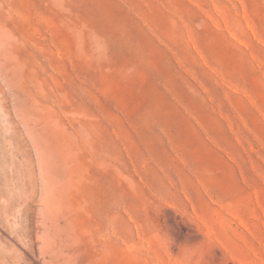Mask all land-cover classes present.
Segmentation results:
<instances>
[{
  "label": "rangeland",
  "instance_id": "obj_1",
  "mask_svg": "<svg viewBox=\"0 0 264 264\" xmlns=\"http://www.w3.org/2000/svg\"><path fill=\"white\" fill-rule=\"evenodd\" d=\"M0 264H264V0H0Z\"/></svg>",
  "mask_w": 264,
  "mask_h": 264
},
{
  "label": "bare ground",
  "instance_id": "obj_2",
  "mask_svg": "<svg viewBox=\"0 0 264 264\" xmlns=\"http://www.w3.org/2000/svg\"><path fill=\"white\" fill-rule=\"evenodd\" d=\"M48 237V236H47ZM49 238V237H48ZM15 242V241H14Z\"/></svg>",
  "mask_w": 264,
  "mask_h": 264
}]
</instances>
